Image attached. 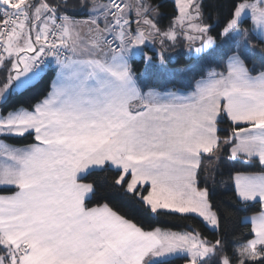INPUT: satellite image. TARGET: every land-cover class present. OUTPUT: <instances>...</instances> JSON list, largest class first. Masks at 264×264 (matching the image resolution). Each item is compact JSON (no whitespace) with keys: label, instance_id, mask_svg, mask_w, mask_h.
I'll list each match as a JSON object with an SVG mask.
<instances>
[{"label":"snow or ice","instance_id":"obj_1","mask_svg":"<svg viewBox=\"0 0 264 264\" xmlns=\"http://www.w3.org/2000/svg\"><path fill=\"white\" fill-rule=\"evenodd\" d=\"M0 264H264V0H0Z\"/></svg>","mask_w":264,"mask_h":264},{"label":"trees","instance_id":"obj_2","mask_svg":"<svg viewBox=\"0 0 264 264\" xmlns=\"http://www.w3.org/2000/svg\"><path fill=\"white\" fill-rule=\"evenodd\" d=\"M213 3L215 2H218V0H212ZM219 2H222V0H219ZM26 142H29V141H15V143L17 144H20V143H26ZM97 175H100L102 176L103 173H100V174H97ZM226 196H227V193H224L223 191L221 190H217V193H216V199L219 200L221 202L222 205H225L227 204V200H226ZM136 219L140 222L143 223V225L145 227H149V226H160V227H164V228H176L177 225H179V227H183V223L182 222H179L178 220L176 219H173V218H170V217H159V218H146L144 216H141V215H137L136 216Z\"/></svg>","mask_w":264,"mask_h":264}]
</instances>
